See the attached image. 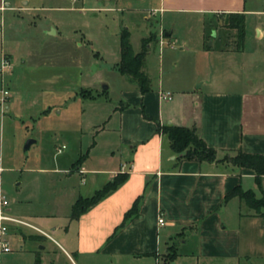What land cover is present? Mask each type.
<instances>
[{
    "label": "crops",
    "instance_id": "crops-1",
    "mask_svg": "<svg viewBox=\"0 0 264 264\" xmlns=\"http://www.w3.org/2000/svg\"><path fill=\"white\" fill-rule=\"evenodd\" d=\"M141 1L145 2L146 9V0ZM5 3V0H0V7ZM158 3L163 14L198 15L204 31L207 27L205 22L210 23L214 17L243 15V49L217 50L229 59L240 57L241 64L254 71L251 74L254 80L249 85L240 79L213 83L205 91L204 82L197 88L167 87L161 78L151 86L150 74L146 72V55L142 70L149 79L150 90L142 94L130 79L117 72L120 57L116 65L110 68L100 53L89 46L85 37L79 35L78 45H87L90 54L100 58L102 69L115 71L134 91L127 97L126 93L122 94L123 98L114 110V114L118 115L119 149L110 152L107 161L100 160L102 167L89 169L86 159L81 156L82 151H78V160L63 172L69 177L73 171L81 176L90 174L88 194L91 195L82 194L79 188L71 196L72 201L63 216L53 213L21 214L11 209L9 203L7 211L10 216L49 228L59 236L65 247L33 224L44 234L8 223L7 239L10 234L21 233L26 228L35 233L30 239L35 241L37 249L28 251L33 258L21 259L19 255H22V251L17 255L11 251L3 254L1 258L7 264H160L167 258L172 261H164L163 264H264L263 220L238 197L225 200V196L236 187H241L243 191L250 190L256 198H260L261 191H264V174L258 186L252 170L233 166L223 160L238 152L264 156V0H158ZM22 10L23 7L17 8L18 13ZM137 10L141 12L146 30L148 17L155 19L157 16L153 13L146 16V10ZM249 19L257 44L247 50L245 41ZM50 26V32H46V35L54 40L62 39L58 27L53 23ZM161 27L163 38L172 35V31ZM208 33L207 39L215 37L214 29L211 28ZM131 38L130 32V41ZM145 38L146 33L141 38V46ZM1 57L7 58L10 66L0 77V86L5 83L4 88L10 92V84L14 81V55L11 49H1L0 61ZM251 75L247 74L244 78L247 80ZM194 82H197L196 79ZM100 86L101 91L108 90V86L102 82L75 87L73 100L81 103L93 101L83 99L76 92L82 89L96 92ZM102 86H106V89L103 90ZM164 92L171 94L170 100L160 99V93ZM14 103L15 99L9 97L7 110ZM30 120L36 124V119ZM158 125L195 128L198 136L216 152L217 161L179 160L170 149L166 135L157 132ZM29 140L32 143L27 149L24 146V151L29 150L38 139L30 137ZM57 153H60L59 149ZM114 159H118V167L112 163ZM117 174H126L127 179L116 191L78 218H71L72 207L78 199L90 198ZM82 182L87 183L88 180L83 177ZM0 196L3 195L0 193ZM137 199V215L116 232ZM261 212H264V208ZM159 216L164 220L161 227L158 226ZM22 238L18 240L20 250L25 244V235ZM47 241L54 244L50 250L44 245Z\"/></svg>",
    "mask_w": 264,
    "mask_h": 264
},
{
    "label": "rangeland",
    "instance_id": "rangeland-1",
    "mask_svg": "<svg viewBox=\"0 0 264 264\" xmlns=\"http://www.w3.org/2000/svg\"><path fill=\"white\" fill-rule=\"evenodd\" d=\"M5 1V11L0 12V50L11 49L15 69L14 81L10 84L11 94L4 88L5 83L1 84L0 90H7L15 103L9 110V97L4 105L0 103V168L3 170L0 193L9 201L11 209L21 214L53 213L63 216L72 201L71 196L79 188L82 194L91 195L88 194L90 174L81 176L73 171L69 177L63 172L78 160V151H82L81 156L86 159L89 169L102 167L101 162L108 160L110 152L119 149L118 115L114 110L123 98L122 94L126 93L127 97L134 91L115 71L102 69L100 58L90 54L87 45H78L79 35L85 37L89 46L100 53L110 68L120 57V28L131 32L136 51H140L141 38L145 33L146 37L156 35L157 42L150 44L146 56V72L150 74L151 86L161 78L167 87L197 88L204 82L205 91L213 83L240 79L249 85L254 80L251 75L254 71L242 65L240 57L229 59L217 50H235L236 32L226 28L229 16L214 17L211 24L206 21L204 31L198 15L163 14L158 0H146V9L145 2L141 0H78L76 3L73 0ZM19 7L23 10L18 13ZM137 9L146 10V16L151 13L157 16L155 19L148 17L146 30ZM51 23L58 27L62 39L54 40L46 35L50 32ZM160 27L172 31V35L163 38ZM211 28L216 33L215 37L207 39ZM247 29L245 47L250 50L257 44L250 19ZM209 42L211 46H208ZM247 74L251 76L246 80L244 76ZM101 82L108 86V90L101 91L100 86L96 92L91 89L76 92L83 96L87 92V96L94 97L93 101L81 103L73 100L75 87ZM33 118L36 124L30 120ZM30 137L38 140L24 151ZM58 149L60 153H57ZM112 163L118 167V159ZM83 177L87 183L82 182ZM27 221L65 247L49 228ZM10 235L12 254L22 251L21 259L33 258L28 251L37 249L35 241L30 239L35 233L24 228L21 233ZM22 235H25V244L20 250L18 240L23 239ZM44 245L49 250L54 247L52 241ZM3 259L0 257V264H7Z\"/></svg>",
    "mask_w": 264,
    "mask_h": 264
},
{
    "label": "trees",
    "instance_id": "trees-1",
    "mask_svg": "<svg viewBox=\"0 0 264 264\" xmlns=\"http://www.w3.org/2000/svg\"><path fill=\"white\" fill-rule=\"evenodd\" d=\"M226 28L236 32L235 51H241L244 46L245 38L244 16L241 14H229V22L226 25ZM153 42H157V37L156 35L151 34L142 40L141 50L139 52H135L130 41V32L128 29L122 28L119 33L120 61L116 66L117 72L130 79V81L137 86L138 90L142 94L150 90L149 79L143 72L142 68L149 45ZM84 93V96L79 94L83 99H94L91 95L87 96V92ZM157 132L166 135L169 140L170 149L178 156L179 160L208 163L217 161L216 152L209 148L198 136L195 128L158 125ZM223 160L231 163L233 166L252 170L255 173V182L259 186L260 178L264 174L263 155L238 152L235 156L227 157ZM126 179V174H117L112 181L106 183L90 198L78 199L72 207L71 218H78L82 213L98 204L100 201L116 191L118 187L126 181ZM261 195L262 196L260 198H256L252 191H243L241 187H236L225 196V200H229L232 197H238L240 200L245 202L249 209L255 211L256 215L260 217L264 223V212H261L264 208V191H261ZM138 205L139 199H137L132 208L126 212L124 219L120 226L116 229V232L124 227V225L131 218L137 215ZM171 261L172 260H170V262Z\"/></svg>",
    "mask_w": 264,
    "mask_h": 264
},
{
    "label": "built area",
    "instance_id": "built-area-1",
    "mask_svg": "<svg viewBox=\"0 0 264 264\" xmlns=\"http://www.w3.org/2000/svg\"><path fill=\"white\" fill-rule=\"evenodd\" d=\"M5 10L4 6L0 7V11ZM161 44V42H160ZM10 66L9 60L5 57H3L0 61V75L2 76L6 69ZM9 97V92L7 90H0V103L4 105L6 98ZM171 94L169 92L160 93V99L162 100H170ZM1 170V168H0ZM9 202L4 196H0V257L3 254L9 253L11 251L8 239H7V233L8 228L7 224L12 223L19 226H25L29 227L31 229H34L42 234H44L42 231L38 230V228L32 226L28 222H25L21 219L15 218L13 216H10L8 214L7 208H8ZM164 220L161 216L158 218V226H163Z\"/></svg>",
    "mask_w": 264,
    "mask_h": 264
},
{
    "label": "water",
    "instance_id": "water-1",
    "mask_svg": "<svg viewBox=\"0 0 264 264\" xmlns=\"http://www.w3.org/2000/svg\"><path fill=\"white\" fill-rule=\"evenodd\" d=\"M208 46H211V42L208 43ZM102 89L105 90L106 89V86H102ZM31 143H32V141L31 140H28L26 142V144H25V149H27L30 146Z\"/></svg>",
    "mask_w": 264,
    "mask_h": 264
}]
</instances>
